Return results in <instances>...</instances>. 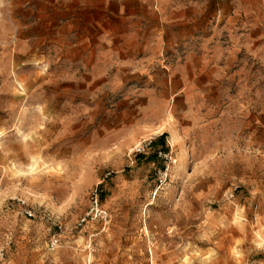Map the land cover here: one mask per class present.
I'll use <instances>...</instances> for the list:
<instances>
[{"label":"rangeland","instance_id":"rangeland-1","mask_svg":"<svg viewBox=\"0 0 264 264\" xmlns=\"http://www.w3.org/2000/svg\"><path fill=\"white\" fill-rule=\"evenodd\" d=\"M1 250L264 264V0H0Z\"/></svg>","mask_w":264,"mask_h":264},{"label":"built area","instance_id":"built-area-1","mask_svg":"<svg viewBox=\"0 0 264 264\" xmlns=\"http://www.w3.org/2000/svg\"><path fill=\"white\" fill-rule=\"evenodd\" d=\"M27 214L29 216H32V213L31 212H28ZM59 244H60L59 239L56 238V237H54L51 240V242H50V248H51V250H55L56 248H58ZM4 257H5V252H4V250H1L0 251V260L4 259ZM4 264H8V263H4Z\"/></svg>","mask_w":264,"mask_h":264},{"label":"trees","instance_id":"trees-1","mask_svg":"<svg viewBox=\"0 0 264 264\" xmlns=\"http://www.w3.org/2000/svg\"><path fill=\"white\" fill-rule=\"evenodd\" d=\"M164 137V136H163Z\"/></svg>","mask_w":264,"mask_h":264}]
</instances>
